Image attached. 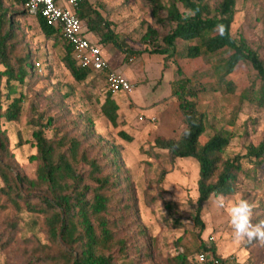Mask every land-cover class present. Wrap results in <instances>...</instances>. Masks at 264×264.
<instances>
[{
    "label": "rangeland",
    "instance_id": "rangeland-1",
    "mask_svg": "<svg viewBox=\"0 0 264 264\" xmlns=\"http://www.w3.org/2000/svg\"><path fill=\"white\" fill-rule=\"evenodd\" d=\"M159 1L169 5V0ZM204 1L215 7L220 0ZM2 2L14 18L19 48L33 61L30 78L18 86L17 96L24 100L20 121H2L13 154L12 173L36 178L33 135L52 120V130H58L60 136L69 134L83 141L93 157L117 165L113 171L108 167V172H115L122 185L120 207L126 216L114 221L119 238L126 240L128 255L115 254L114 264L130 259L134 264H179L183 256L195 264V256L204 246L214 247L229 264H264V246L235 241L226 210L210 200L203 208L205 231L199 236L194 224L199 168L190 160L173 161L167 151L155 148L158 137L179 140L186 129L179 102L171 93V85L180 79L178 70L195 89H205L196 100L208 121L203 144L224 131L231 138L225 159L245 155L250 144H264V107L258 106L260 81L252 66L244 62L228 74L230 53L209 55L202 50L200 56L190 57V44L183 41H177L172 52L166 37L175 26L159 24L152 0H90L111 24L124 50L101 46L103 55L133 87L131 94L113 97L119 110L112 120L103 109L109 95L105 78L93 75L83 83L76 82L65 66L62 45L47 39L36 17L23 15L14 0ZM178 8L182 15H189L181 4ZM235 11L233 38H244L264 61V0H238ZM159 15L166 14L161 11ZM87 35L99 42L96 35ZM52 130H45L48 138L53 136ZM243 171L237 194L226 199L243 198L254 204L257 222L264 219V165L244 161ZM3 187L0 180V190ZM128 194L132 195L129 202L125 200ZM167 204L174 210L168 211ZM126 205L132 210L127 211ZM52 250L57 248L48 236L44 216L0 193V264H47L46 253Z\"/></svg>",
    "mask_w": 264,
    "mask_h": 264
},
{
    "label": "trees",
    "instance_id": "trees-1",
    "mask_svg": "<svg viewBox=\"0 0 264 264\" xmlns=\"http://www.w3.org/2000/svg\"><path fill=\"white\" fill-rule=\"evenodd\" d=\"M26 1L14 0L23 15L30 16L25 9ZM237 2L220 0L215 7H211L204 0H169L168 6H162L159 0H152L154 16L159 24L164 28L175 26L166 37L172 52L177 41L189 43L188 53L194 58L200 56L202 50L209 55L228 52V74L234 73L240 64L249 63L260 81L258 106L264 107V61L244 38L236 40L231 33ZM178 4L189 15H182ZM161 11L166 14L163 18L159 15ZM77 14L85 23L87 34L99 38V46L113 45L124 51L118 36L111 30V24L94 9L90 0L81 2ZM35 17L43 35L47 39H54L64 48L65 66L76 82L83 83L93 75H101L107 80L106 71L95 72L92 68L80 67L73 58V47L65 40L61 30L47 26L40 15ZM14 22L13 16L0 0V68L4 69L0 72V180L4 184L0 193L12 203H22L31 213L44 216L48 236L57 248L46 253L47 264H114L115 254L128 255L126 240L119 238L116 232L118 226L114 221L116 217L119 220L126 216V211L120 207L124 200L120 179L115 172H108V167L112 171L117 169L116 163L105 164L93 157L92 152L84 148L83 141L69 134L60 136L58 130H52V120H49L50 125L33 135L37 149V155L33 157L38 164L36 178L30 180L19 173H12L13 154L9 137L2 130V121H20L24 100L17 96L20 94L18 86L25 85L33 70L32 57L19 48ZM219 23L227 26L226 36L221 37L214 30ZM150 34L155 35V32ZM194 42L198 45H192ZM178 75L180 79L171 85V93L179 102L186 127L184 132L188 131L189 134L184 135L183 132L179 140L158 137L155 148L167 151L173 161L190 160L197 164L199 180L194 224L201 236L205 231L202 219L204 205L210 197H215V193L223 194L226 198L237 194L239 176L244 173V161L258 167L264 165V144L258 147L250 144L246 147L245 155L228 159L224 158V154L231 138L224 131L216 132L203 144L208 121L207 116L199 111L196 100L199 92L205 89H195L188 79L182 77V71L178 70ZM108 94L104 114L114 120L119 107L113 100L115 96ZM47 128L54 132L51 138L45 135ZM125 183L123 178V185ZM131 196L128 194L125 200L131 201ZM166 207L168 211L174 210L169 204ZM126 208L127 211L132 210L130 205H126ZM199 253L209 254L222 264H229L228 259L219 256L214 247L204 246ZM137 254L140 258L141 253L138 251ZM179 260V264H190L184 256ZM123 264H134V259Z\"/></svg>",
    "mask_w": 264,
    "mask_h": 264
},
{
    "label": "built area",
    "instance_id": "built-area-1",
    "mask_svg": "<svg viewBox=\"0 0 264 264\" xmlns=\"http://www.w3.org/2000/svg\"><path fill=\"white\" fill-rule=\"evenodd\" d=\"M83 0H27L25 9L30 15H40L47 26L60 29L65 40L74 49L73 58L83 69L92 68L95 72L108 73L106 80L107 92L113 96L133 92L129 81L114 71L105 56L102 48L90 41L85 32V23L79 18L77 11ZM195 264H222V262L206 253L195 256Z\"/></svg>",
    "mask_w": 264,
    "mask_h": 264
},
{
    "label": "clouds",
    "instance_id": "clouds-1",
    "mask_svg": "<svg viewBox=\"0 0 264 264\" xmlns=\"http://www.w3.org/2000/svg\"><path fill=\"white\" fill-rule=\"evenodd\" d=\"M192 15L194 16L195 12ZM214 30L221 37L228 34L227 26L223 23L215 25ZM188 134V131L184 132V135ZM214 196V200L210 197V202L215 207L226 210L232 228L233 239L237 242L264 246V219L254 222V204L243 198L229 202L220 193H215Z\"/></svg>",
    "mask_w": 264,
    "mask_h": 264
},
{
    "label": "crops",
    "instance_id": "crops-1",
    "mask_svg": "<svg viewBox=\"0 0 264 264\" xmlns=\"http://www.w3.org/2000/svg\"><path fill=\"white\" fill-rule=\"evenodd\" d=\"M95 38H96V37H95ZM95 38H94L93 40H92L91 38H89V39H90V41H92V42H97V43H98V39H95ZM226 260H227V259H226Z\"/></svg>",
    "mask_w": 264,
    "mask_h": 264
}]
</instances>
